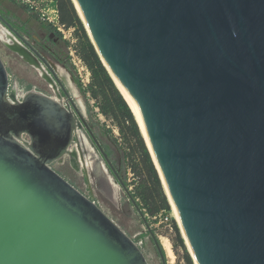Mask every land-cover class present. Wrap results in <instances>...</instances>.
Returning a JSON list of instances; mask_svg holds the SVG:
<instances>
[{"label":"water","instance_id":"1","mask_svg":"<svg viewBox=\"0 0 264 264\" xmlns=\"http://www.w3.org/2000/svg\"><path fill=\"white\" fill-rule=\"evenodd\" d=\"M71 2L134 117L194 264H264V0ZM0 21L13 39L3 44L55 93L17 95L0 58V264H148L54 170L76 159L88 178L80 132L147 226L55 66Z\"/></svg>","mask_w":264,"mask_h":264},{"label":"rangeland","instance_id":"2","mask_svg":"<svg viewBox=\"0 0 264 264\" xmlns=\"http://www.w3.org/2000/svg\"><path fill=\"white\" fill-rule=\"evenodd\" d=\"M48 2L47 0H0L2 8L8 7L19 15L18 18L28 21L26 23L27 30L25 32L28 39L31 40V36H36L38 38L43 36L44 42H42L49 50H42L39 46H36V48L47 61L55 66L56 70H62V72L67 75L71 85L69 86L80 103L86 122L89 124L100 145L105 148V152H108L109 159L118 171L121 181L124 182L130 192H132L136 179L128 168L127 161L124 159L126 154L124 153V149H120L121 135L117 127L109 118L99 113L95 101L91 100L87 95H83L75 83V78L77 77L84 86L87 85L89 83V73L80 65L76 67L72 62L70 53L74 50V29H63V32L58 31L62 39H58L55 45H52L51 40L47 37L46 28L41 26V24H50L52 28H55L52 20H55L56 14L53 12V8H48L46 6ZM23 8L27 10L25 11ZM18 21L20 22L18 19L15 20L16 23H18ZM0 29H4L2 25H0ZM55 30L57 31L56 28ZM64 41L68 42V47L65 46L63 43ZM50 52H53L56 56L58 55L62 63H67V67L57 62ZM0 58L7 70L11 87L16 86L17 95L22 96L27 91H35L55 97L54 91L45 80L40 77L39 72L25 63L17 54L9 50L1 39ZM85 156L87 158V179L85 176L84 179L82 171L78 174L72 172L74 175L72 177L71 171H68L70 170L69 168L63 169L57 164H54L53 168L60 175L68 179L70 178L76 189L86 197L92 199L93 202L136 243L143 252L148 264H163L150 233L154 235L163 250L164 264H187L183 259L182 251L179 248L173 247L174 234L171 227V220L174 221L179 232L180 230L171 206L169 205L170 212L168 215L160 214L153 218L145 217L147 228L122 187L113 182L112 176L106 171L102 161L97 158L96 154L91 151L85 154ZM66 159L68 160V158ZM163 239L167 240L169 243L173 255L172 259H170L164 251L161 244ZM184 246L188 252L185 243ZM190 259L192 264H194L191 257Z\"/></svg>","mask_w":264,"mask_h":264},{"label":"trees","instance_id":"3","mask_svg":"<svg viewBox=\"0 0 264 264\" xmlns=\"http://www.w3.org/2000/svg\"><path fill=\"white\" fill-rule=\"evenodd\" d=\"M47 1L49 2L46 6L56 11L59 24L65 29H74L75 44L73 48L89 73V83L85 86L77 77L75 78L77 87L83 95H87L95 101L99 113L109 118L121 135L120 149H124V153H126L124 159L136 179L131 192L132 198L145 217L153 218L160 214L168 215L170 207L167 198L134 117L102 65L71 0ZM23 9L27 10L26 8ZM41 26L54 32L59 40L62 39L61 34L50 24H41ZM55 43L52 42V45ZM63 43L68 47V42L64 41ZM50 53L57 62L67 67V63H62L58 55L56 56L53 52ZM171 227L174 234L173 247L182 251L183 259L187 264H192L173 220H171Z\"/></svg>","mask_w":264,"mask_h":264},{"label":"flooded vegetation","instance_id":"4","mask_svg":"<svg viewBox=\"0 0 264 264\" xmlns=\"http://www.w3.org/2000/svg\"><path fill=\"white\" fill-rule=\"evenodd\" d=\"M55 11V10H54ZM56 12V11H55ZM0 17L2 18V19H4L7 23H9V25H11V27L14 29V30H16L19 34H21L23 37H25L26 39H27V41L33 46V47H35L36 48V46L38 47H40L42 50H45V51H47V50H49L44 44H43V42H44V38H43V36H41V35H39V36H41L40 38H38V37H36V36H31L30 38H31V40L30 39H28L27 37H26V30H27V28H26V23L28 22L27 20L26 21H24V20H22L21 18H18L19 17V15L18 14H16L14 11H12L10 8H8V7H1V4H0ZM16 19H18V20H20V22L18 21V23H16L15 22V20ZM0 25H2L1 24V21H0ZM3 26V25H2ZM47 30V29H46ZM52 31H49V30H47V37H48V39L49 40H51V42H56L57 40H58V38L56 37V35L54 34V32H52ZM43 41V42H42ZM37 49V48H36ZM38 50V49H37ZM73 92V91H72ZM61 93V92H60ZM61 95H62V93H61ZM74 96H75V94H73ZM63 96V95H62ZM75 98H76V96H75ZM63 99H65L64 97H63ZM76 100H77V98H76ZM77 102L79 103V101L77 100ZM79 105H80V103H79ZM82 109V108H81ZM82 114H83V111H82ZM84 116V115H83ZM86 121V120H85ZM87 125L89 126V124L87 123ZM90 127V126H89ZM91 129V128H90ZM81 136H82V134H81ZM80 138V137H79ZM81 141H83V143H82V147L83 148H86V150L87 151H89V152H91L92 150H91V148H89V146H88V144L86 143V141L84 140V137L82 136L81 138ZM75 144V142H74V140L71 142V146H70V149H71V147L72 146H75L74 145ZM100 144V143H99ZM102 147V146H101ZM102 149L105 151V148L104 147H102ZM106 153H107V155H108V152L106 151ZM67 157H65L61 162H59V163H55V164H57L58 166H60V167H62L63 169H66V168H69L70 170H68L70 173H71V176L73 177L74 175L72 174V172L75 174V173H80L81 171L83 172V170H82V168H81V166H79L80 165V163H78V161L75 159V162L73 163V164H71V162H70V159H66ZM108 158H109V156H108ZM66 159V160H65ZM101 160V159H100ZM110 160V159H109ZM102 161V160H101ZM103 163V162H102ZM112 163V162H111ZM54 165V164H53ZM113 165V164H112ZM80 167V168H79ZM113 168L115 169V167L113 166ZM115 171L117 172V174H118V176H119V173H118V171L115 169ZM111 174V176H112V178H114V179H116L115 178V176L113 175V173L112 172H110ZM62 176V175H61ZM85 175H84V172H83V177H84ZM66 181H68L73 187H74V184L72 183L73 181L69 178H67V177H65V176H62ZM119 178H120V176H119ZM84 179H85V177H84ZM76 188V187H75ZM78 190V189H77ZM79 191V190H78ZM80 192V191H79Z\"/></svg>","mask_w":264,"mask_h":264},{"label":"bare ground","instance_id":"5","mask_svg":"<svg viewBox=\"0 0 264 264\" xmlns=\"http://www.w3.org/2000/svg\"><path fill=\"white\" fill-rule=\"evenodd\" d=\"M0 39H1V41L2 42H5V43H12L13 42V39H12V37L10 36V34L8 33V31H6V29H0ZM57 71V73H58V75L60 76V78L66 83V85H70V82H69V80H68V77H67V75L66 74H64L63 72H62V70H56ZM40 74V73H39ZM71 86V85H70ZM69 86V87H70ZM71 89V88H70ZM120 91L123 93V95L125 96V98H126V100L128 101V103H129V105L131 106V108H132V110H133V112L135 113V116H136V118H137V120H138V117H137V114H136V111H135V108H134V106H133V104H132V102H131V100L126 96V94L123 92V90L120 88ZM74 94V93H73ZM78 135H79V137L81 138L82 136H81V133L80 132H78ZM81 140V139H80ZM81 143H83V141H81ZM71 151L74 153V155H76L77 157H78V150H77V148H76V146L75 147H72L71 148ZM87 156V155H86ZM87 159V158H86ZM80 166V165H79ZM80 168V167H79ZM173 212H174V210H173ZM174 215H175V212H174ZM161 244H162V246H163V248H164V251L166 252V254H167V256L170 258V259H172L173 258V255H172V252H171V250H170V247H169V243H168V241L167 240H165V239H163L162 241H161Z\"/></svg>","mask_w":264,"mask_h":264},{"label":"built area","instance_id":"6","mask_svg":"<svg viewBox=\"0 0 264 264\" xmlns=\"http://www.w3.org/2000/svg\"><path fill=\"white\" fill-rule=\"evenodd\" d=\"M55 14H56V17H55V20H52L53 24H54V27L57 29V31L59 32H63V29H65L62 25L59 24L58 22V18H57V13L55 11H53ZM71 57H72V62L73 64L77 67L78 65H80L82 68H84V70L86 72L87 69L85 68L84 64L82 63V61L79 59V57L76 55V52L75 50H72V52L70 53Z\"/></svg>","mask_w":264,"mask_h":264}]
</instances>
